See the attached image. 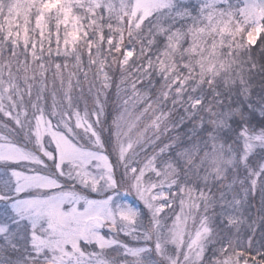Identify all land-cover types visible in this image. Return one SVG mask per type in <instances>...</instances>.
Returning <instances> with one entry per match:
<instances>
[{
    "label": "snow or ice",
    "instance_id": "snow-or-ice-1",
    "mask_svg": "<svg viewBox=\"0 0 264 264\" xmlns=\"http://www.w3.org/2000/svg\"><path fill=\"white\" fill-rule=\"evenodd\" d=\"M0 264H264V0H0Z\"/></svg>",
    "mask_w": 264,
    "mask_h": 264
},
{
    "label": "rangeland",
    "instance_id": "rangeland-1",
    "mask_svg": "<svg viewBox=\"0 0 264 264\" xmlns=\"http://www.w3.org/2000/svg\"><path fill=\"white\" fill-rule=\"evenodd\" d=\"M131 200V198H129Z\"/></svg>",
    "mask_w": 264,
    "mask_h": 264
},
{
    "label": "trees",
    "instance_id": "trees-1",
    "mask_svg": "<svg viewBox=\"0 0 264 264\" xmlns=\"http://www.w3.org/2000/svg\"><path fill=\"white\" fill-rule=\"evenodd\" d=\"M259 42V41H258Z\"/></svg>",
    "mask_w": 264,
    "mask_h": 264
}]
</instances>
